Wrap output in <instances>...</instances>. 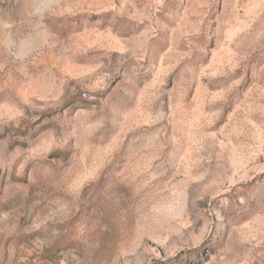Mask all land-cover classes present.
<instances>
[{"label":"rangeland","instance_id":"374dc122","mask_svg":"<svg viewBox=\"0 0 264 264\" xmlns=\"http://www.w3.org/2000/svg\"><path fill=\"white\" fill-rule=\"evenodd\" d=\"M0 264H264V0H0Z\"/></svg>","mask_w":264,"mask_h":264},{"label":"clouds","instance_id":"9594fccd","mask_svg":"<svg viewBox=\"0 0 264 264\" xmlns=\"http://www.w3.org/2000/svg\"><path fill=\"white\" fill-rule=\"evenodd\" d=\"M39 2L43 5V4H46L47 0H39ZM36 11H37V13H39L40 8H37Z\"/></svg>","mask_w":264,"mask_h":264}]
</instances>
